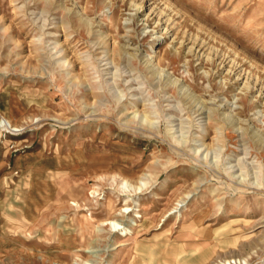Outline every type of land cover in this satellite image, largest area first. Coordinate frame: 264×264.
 <instances>
[{"label":"rangeland","instance_id":"rangeland-1","mask_svg":"<svg viewBox=\"0 0 264 264\" xmlns=\"http://www.w3.org/2000/svg\"><path fill=\"white\" fill-rule=\"evenodd\" d=\"M0 120V264H264V0H0Z\"/></svg>","mask_w":264,"mask_h":264},{"label":"bare ground","instance_id":"bare-ground-1","mask_svg":"<svg viewBox=\"0 0 264 264\" xmlns=\"http://www.w3.org/2000/svg\"><path fill=\"white\" fill-rule=\"evenodd\" d=\"M2 120H0V124L2 123L1 122ZM3 121H5L6 123V125H7V127L9 126V127H11V128H14V129H11V130H13V131H17V130H19L20 128L17 126V125H13V124H11L10 123V121L9 120H3ZM14 126V127H13ZM74 202V203H73ZM71 204L74 206H76V210L78 211V210H83L82 209V204L81 203H79V202H76V201H74V200H72V202H71ZM106 206L109 208V211H106L105 213H106V218H102V219H100V221H99V225H111V227H114L115 228V224H116V222H117V220H121V218L120 217H117V213H113L114 212V210L112 209V204L111 203H108V204H106ZM121 211V210H120ZM128 211V209L127 208H123L122 209V211L121 212H127ZM85 215V214H84ZM122 215H123V213H122ZM134 216H139V217H142L141 215H139V214H136V215H134ZM86 219H88V218H86ZM145 219V218H144ZM143 220V219H142ZM137 224V223H136ZM98 225V226H99ZM140 226V225H139ZM115 230V229H114ZM111 231V230H110ZM92 246H89V248H91ZM87 251H95V250H87ZM225 264H232V261H229V262H225Z\"/></svg>","mask_w":264,"mask_h":264}]
</instances>
